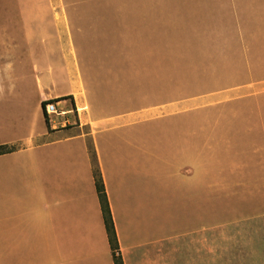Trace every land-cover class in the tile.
Instances as JSON below:
<instances>
[{
	"label": "crops",
	"instance_id": "0c3cea01",
	"mask_svg": "<svg viewBox=\"0 0 264 264\" xmlns=\"http://www.w3.org/2000/svg\"><path fill=\"white\" fill-rule=\"evenodd\" d=\"M0 3V264H114L94 168L122 264H207L206 222L176 229L202 219V151L264 96V0Z\"/></svg>",
	"mask_w": 264,
	"mask_h": 264
},
{
	"label": "rangeland",
	"instance_id": "374dc122",
	"mask_svg": "<svg viewBox=\"0 0 264 264\" xmlns=\"http://www.w3.org/2000/svg\"><path fill=\"white\" fill-rule=\"evenodd\" d=\"M8 9L0 3L2 48L12 44L10 34L16 31L10 29L15 23L7 20ZM15 72L3 74L8 73L9 78ZM233 108L243 115L238 119L239 133L221 135L218 141H234V147L220 148V143L212 142L208 147L216 144L202 151L207 175L202 219L192 215L187 225L176 229V238L187 240L195 225L199 229L206 222L207 264H264V96L240 101ZM202 118L192 115L191 126L206 127ZM195 205L193 201L192 207ZM190 255L187 246H177L176 264H190ZM201 264H205L204 256Z\"/></svg>",
	"mask_w": 264,
	"mask_h": 264
},
{
	"label": "trees",
	"instance_id": "16d2710c",
	"mask_svg": "<svg viewBox=\"0 0 264 264\" xmlns=\"http://www.w3.org/2000/svg\"><path fill=\"white\" fill-rule=\"evenodd\" d=\"M44 103V101L41 103V105ZM9 148L5 145H0V153L8 151ZM94 176H95V186L99 198V203L103 215V220L105 224V229L107 232V236L109 239L110 247L112 249V255H113V261L114 264H122V261L118 255H116V249H117V241L115 237V230L109 210V205L107 202V197L103 189V184L101 182V178L99 175V172L96 168H94Z\"/></svg>",
	"mask_w": 264,
	"mask_h": 264
},
{
	"label": "built area",
	"instance_id": "2783aa9c",
	"mask_svg": "<svg viewBox=\"0 0 264 264\" xmlns=\"http://www.w3.org/2000/svg\"><path fill=\"white\" fill-rule=\"evenodd\" d=\"M42 111L45 116H50L52 114H58V111L56 109V105L54 102L51 100H46L44 103L41 105Z\"/></svg>",
	"mask_w": 264,
	"mask_h": 264
}]
</instances>
